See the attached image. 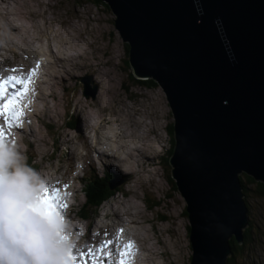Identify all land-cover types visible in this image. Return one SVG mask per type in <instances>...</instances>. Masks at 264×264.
Here are the masks:
<instances>
[{
	"label": "rangeland",
	"instance_id": "obj_1",
	"mask_svg": "<svg viewBox=\"0 0 264 264\" xmlns=\"http://www.w3.org/2000/svg\"><path fill=\"white\" fill-rule=\"evenodd\" d=\"M114 18L104 0H0V58L14 73L25 74L28 67V77L35 70L20 104L21 122L9 128L0 116V127L63 192L74 224L90 225L93 235L79 241V252L107 239L116 251L129 232L136 245L130 258L137 254L130 264H190L187 204L167 163L174 143L167 127L174 134V117L158 84L129 77L128 43ZM88 169L117 189L97 206H86L81 219V176L88 177ZM242 180L250 234L233 264H264V194ZM123 224L128 232L119 228ZM100 225L111 228L101 234Z\"/></svg>",
	"mask_w": 264,
	"mask_h": 264
},
{
	"label": "water",
	"instance_id": "obj_2",
	"mask_svg": "<svg viewBox=\"0 0 264 264\" xmlns=\"http://www.w3.org/2000/svg\"><path fill=\"white\" fill-rule=\"evenodd\" d=\"M104 1L131 72L161 87L174 117L190 264H224L246 220L237 173L264 181V0Z\"/></svg>",
	"mask_w": 264,
	"mask_h": 264
},
{
	"label": "clouds",
	"instance_id": "obj_3",
	"mask_svg": "<svg viewBox=\"0 0 264 264\" xmlns=\"http://www.w3.org/2000/svg\"><path fill=\"white\" fill-rule=\"evenodd\" d=\"M51 186L14 137L0 138V264H75L76 225L65 208L42 204Z\"/></svg>",
	"mask_w": 264,
	"mask_h": 264
},
{
	"label": "snow or ice",
	"instance_id": "obj_4",
	"mask_svg": "<svg viewBox=\"0 0 264 264\" xmlns=\"http://www.w3.org/2000/svg\"><path fill=\"white\" fill-rule=\"evenodd\" d=\"M13 72L16 69L12 70ZM35 70L27 78L17 75H8L6 78L0 77V116L9 128L13 124H19L23 116L22 107H20L23 97L28 93L29 86L32 82V76ZM0 138H5V132L0 127ZM67 185H65V188ZM62 194L58 187L51 186V191L47 192L42 200L46 211H51L58 207L67 208V204L62 202ZM123 231V230H121ZM112 239L104 240L99 247H89L87 251H80L73 259L75 264H130V256L134 248L133 242L129 241L122 248L113 251ZM119 259L114 260L117 256Z\"/></svg>",
	"mask_w": 264,
	"mask_h": 264
},
{
	"label": "trees",
	"instance_id": "obj_5",
	"mask_svg": "<svg viewBox=\"0 0 264 264\" xmlns=\"http://www.w3.org/2000/svg\"><path fill=\"white\" fill-rule=\"evenodd\" d=\"M92 1H96V2H99L101 0H92ZM104 4V3H103ZM127 45L125 46V53L127 55V59L126 61H128V54H127ZM127 67L129 66V68L131 69L130 67V64L129 62L126 63ZM129 77L131 79H133L136 83H141V84H144V85H147V86H154L156 85L155 81H153L151 78H146V79H138V78H135L133 77L132 75V72L129 71ZM70 125L72 124V122L69 123ZM167 132H168V135H169V138H170V141H173L174 142V139H173V133H172V127L171 125L169 127H167ZM171 144V143H170ZM173 144H171V147H172ZM174 146V145H173ZM170 148V152H172L171 150H173V147L172 149ZM30 156L27 157V161H30ZM167 163H169V158L167 159ZM89 175L88 177H83L82 180L84 183H82V192L85 196V199H84V204H83V208L81 209V213H79L81 217L79 218H85V211L88 210V208H85L86 206L87 207H91L92 204L94 206H97V204L102 201L103 199H106L108 196H111L113 194V192L115 191V189H117V187H113V188H110L108 183H107V180L106 179H103L101 177H98L96 175V173L94 172L93 169H90L89 171ZM238 180L241 184L240 186V191L242 193V200L244 201L243 199V195H244V192H245V189H243V178L248 181V182H252V184L250 185H253V189L258 192V193H263L264 194V182L262 181H259V180H249V175L246 174V173H243V172H240L238 173ZM110 181V178L109 180ZM147 203V202H146ZM245 203V201H244ZM247 203H245L246 205ZM147 206H150L149 204H147ZM186 211V210H185ZM185 213V212H184ZM187 214V213H185ZM87 219V218H86ZM241 234H242V241L240 243H238L235 239H234V236L233 237H230L228 239V242H229V248H230V256L227 257L226 259V264H233V261H234V257L235 255H239L241 256L242 255V251H243V247H242V242L247 238L249 237V234H250V227H244L242 230H241ZM231 257L233 259H231Z\"/></svg>",
	"mask_w": 264,
	"mask_h": 264
},
{
	"label": "bare ground",
	"instance_id": "obj_6",
	"mask_svg": "<svg viewBox=\"0 0 264 264\" xmlns=\"http://www.w3.org/2000/svg\"><path fill=\"white\" fill-rule=\"evenodd\" d=\"M12 24V23H11ZM70 58V57H69ZM68 62V61H67ZM47 64V63H46ZM134 75V74H133ZM34 91H35V89L33 88V93H34ZM33 97H34V94H33ZM33 105V104H32ZM35 105V104H34ZM2 127V126H1ZM6 133H7V131H6ZM15 136V135H14ZM112 138L114 137V136H111ZM6 138V137H5ZM107 147V146H106ZM135 151V150H134ZM134 151H132V149H131V154H133V152ZM136 151H138V149H136ZM99 153V152H98ZM106 155V154H105ZM102 156V155H101ZM107 156V155H106ZM128 156H126V158H127ZM132 159V158H131ZM172 168H173V166H172ZM187 204V203H186ZM186 210V209H185ZM186 213H187V211H186ZM237 221H240V217H239V215H238V218H237ZM125 222V221H124ZM124 227V224H123V226H120V228H123ZM101 231H102V225H100L99 226V231L98 232H100L101 233ZM127 235H125V236H128V233H126ZM95 236V235H94ZM93 236V237H94ZM98 236V235H97ZM119 236V235H118ZM92 237V238H93ZM98 239V237H95L94 239ZM123 238V237H122ZM132 238V237H131ZM130 238V239H131ZM136 244H138L137 242H135ZM141 243V242H140ZM133 245H134V247H136V245L134 244V242H133ZM113 249V248H112ZM87 250V249H86ZM114 250V249H113ZM117 250V249H116ZM135 257H137V254H135L134 255V257L133 258H130L131 259V261L135 258ZM147 260H149V259H146L145 261H147ZM144 261V262H145ZM133 264H137V262H134Z\"/></svg>",
	"mask_w": 264,
	"mask_h": 264
},
{
	"label": "flooded vegetation",
	"instance_id": "obj_7",
	"mask_svg": "<svg viewBox=\"0 0 264 264\" xmlns=\"http://www.w3.org/2000/svg\"><path fill=\"white\" fill-rule=\"evenodd\" d=\"M239 173H240V172H239ZM237 175H238V173H237ZM237 180H238V176H237ZM238 186H239V188H240V186H241L239 180H238ZM240 189H241V188H240ZM241 199H242V197H241ZM242 203H243L244 206H246L243 200H242ZM245 224H246V222H245ZM245 224H244L242 227H244ZM242 227H241V228H242ZM240 230H242V229H240ZM229 238H230V237H229ZM229 238H228V239H229ZM241 241H242V234H241V240H240V242H241ZM228 247H229V242H228ZM228 254H230V248H229V250H228Z\"/></svg>",
	"mask_w": 264,
	"mask_h": 264
}]
</instances>
